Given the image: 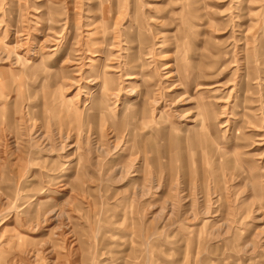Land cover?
Segmentation results:
<instances>
[{
  "label": "rangeland",
  "instance_id": "374dc122",
  "mask_svg": "<svg viewBox=\"0 0 264 264\" xmlns=\"http://www.w3.org/2000/svg\"><path fill=\"white\" fill-rule=\"evenodd\" d=\"M0 264H264V0H0Z\"/></svg>",
  "mask_w": 264,
  "mask_h": 264
}]
</instances>
